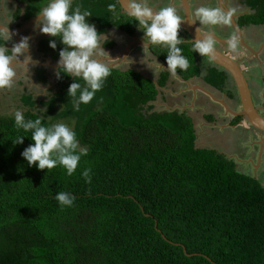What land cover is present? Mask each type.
I'll return each instance as SVG.
<instances>
[{
	"label": "trees",
	"instance_id": "obj_1",
	"mask_svg": "<svg viewBox=\"0 0 264 264\" xmlns=\"http://www.w3.org/2000/svg\"><path fill=\"white\" fill-rule=\"evenodd\" d=\"M14 1L24 5L25 21L48 2ZM244 3L248 11L238 18L239 26L264 25V0ZM75 5L91 11L87 19L104 35L113 28L131 37L137 31L117 0H74ZM21 12L18 7L13 20ZM50 39H40L37 50L58 60L63 45L52 49ZM105 42L104 48L114 46L110 39ZM193 45H178L190 62L187 71H176L183 80L202 71ZM149 50L166 66L156 82L134 69L109 65L102 89L79 111L67 96L73 79L63 74L56 76L51 98L21 96L26 120L73 121L87 155L72 176L60 166L29 167L21 152L33 143L31 133L14 145L23 133L14 116L0 115V264H264V186L239 172L232 158L196 147L195 128L185 112L153 110L158 87L171 71L166 46ZM211 64L204 81L224 90L228 75ZM36 68L40 82L48 83V68ZM240 120L234 117V123ZM86 168L92 170L91 183L81 175ZM60 191L75 196L71 207L62 208L53 198Z\"/></svg>",
	"mask_w": 264,
	"mask_h": 264
},
{
	"label": "clouds",
	"instance_id": "obj_2",
	"mask_svg": "<svg viewBox=\"0 0 264 264\" xmlns=\"http://www.w3.org/2000/svg\"><path fill=\"white\" fill-rule=\"evenodd\" d=\"M5 2V0H4ZM113 16H119L114 5H109ZM129 16L134 18L137 28L143 32V40L150 45H161L168 48L166 56L167 68L175 74L177 69L187 71L190 62L183 55V50L178 45L183 43V38L178 32L181 22L185 19L178 14L174 6L161 7L158 10L151 6L148 0H130ZM91 11L74 6V0H48L47 4L39 9L33 28L40 34L53 38L49 40V47L57 48V41L63 45L59 51L57 61V78L63 74L73 79L67 89V96L71 97L74 110L79 111L81 104L90 103L96 92L102 89L107 77L111 74L110 66L104 57L109 54L103 49L101 40L108 41V37L98 32L95 25L87 18L92 17ZM197 21L202 25L227 24L229 15L215 7H199L195 11ZM12 18L0 19V90L11 89L20 79V68L24 71V84L30 89L36 88V95L43 94L51 98L48 89L41 88L39 84H32L27 75L29 65L35 66L39 61H34L29 55L30 37L21 36L19 42L7 47L6 43L16 35L9 31ZM197 35L199 30L197 28ZM105 42V43H106ZM229 48L235 51L238 47V38L232 35L227 41ZM146 46V43H145ZM144 46V47H145ZM148 46V47H149ZM193 52L200 56H211L215 51V39L212 34L196 39ZM22 58V59H21ZM78 80H82L83 85ZM35 95V96H36ZM43 112V110H40ZM14 123L18 134L14 145L23 144L24 138L31 133L33 142L22 152V158L29 167L35 166L40 170H51L57 166L63 167L66 175L72 176L78 167L82 156L87 151L79 147L77 133L65 123L45 125L43 117L25 119L23 111L14 112ZM91 168H86L81 173L86 183H91ZM63 207H71L75 196L69 192L60 191L53 197Z\"/></svg>",
	"mask_w": 264,
	"mask_h": 264
},
{
	"label": "crops",
	"instance_id": "obj_3",
	"mask_svg": "<svg viewBox=\"0 0 264 264\" xmlns=\"http://www.w3.org/2000/svg\"><path fill=\"white\" fill-rule=\"evenodd\" d=\"M10 1L8 3L11 4L12 1L11 2ZM157 1L158 0H148V2L150 3L152 2L151 4H153L155 8L159 6ZM165 1H166V4L174 3L173 6L176 4L174 2L175 0H165ZM220 1L224 2V6L225 5L228 6L227 3L230 5V1L233 2L235 10L234 12L231 11L232 12L231 14L236 15L237 17L243 14L246 10H248V8L246 7V4L244 3V0H220ZM220 1H219V5L221 4ZM12 4H13L12 11L14 12V9L16 8L17 4L14 2H12ZM5 17L13 19V17L9 14L8 11L5 10V8L1 4L0 5V19H4ZM17 22L18 21L12 20V22L9 24V29L15 30L19 26ZM33 25L34 23L31 25V30L28 32V34H23L22 32H20L17 35V38L13 36L12 40L8 42L7 46L11 47L13 43L19 42L21 36L30 37V49H29L28 54L32 56L34 61H40V60L45 61V64L38 63L34 67H40V66L46 67V65L49 64L51 58L39 52L37 48H38V43L40 39L46 38L48 37V35L40 34L38 29L34 30ZM206 26L207 25H202L205 31L213 32L219 38L229 37L227 35L224 37H221L217 35L215 33V30L210 28V26H207L208 28L206 29ZM257 26L258 25H249L246 31H245V28L241 30L242 34L245 32L250 38L257 37L255 39H251L254 43H257V44H253V46L251 45L252 49L251 48L250 50L248 49L249 54H244L246 57L245 58L246 61L241 62L243 68L245 70L248 69L249 71L251 69L253 70V66L250 64L251 61L255 62V64L258 66L262 65L261 61H264V40L262 43H259V41L262 39L260 35L261 32L259 33L260 38H258L259 37L258 32L254 30V28ZM216 27L220 30V32L225 33V34H227L229 31L227 27L221 24H218ZM178 35L179 37H182L183 39L187 38L185 35H182L180 32H178ZM105 36H107L108 39L112 40L115 44L114 48L111 49V51L106 50V52L109 55H116L118 51H120L124 47L125 45L124 42H130L133 40L131 36L128 37L126 33L119 31V30L114 32L111 29L108 32V34ZM134 36L136 38L140 37L141 39H143V32L137 28L136 34ZM135 41L136 40H134V42ZM101 42L103 43L102 40ZM136 43H140V42H136ZM144 43L147 44V41ZM215 43L216 44L218 43L221 49H225L226 51H227L226 48L229 47L228 45L220 44L216 40H215ZM240 43L245 45L243 40H241ZM31 46H34V49H32ZM144 46H141L138 49L139 51L138 55L141 54L143 58L146 57V60L141 65L138 63L140 60V56L135 55V53L133 52L136 48H138L137 46L135 48L131 47V49L127 50L126 53L124 52L123 59H122V61L124 62L126 66L124 69H129V68L134 69L135 71L140 72L142 75L148 78H151L153 81L156 82L159 78V74L161 70L165 68L166 66L162 62H160V60H158L154 55L148 54L149 53L147 49L148 46L147 45L145 47ZM109 52H111V54ZM227 52L230 55H236V57L240 56V54L238 53L231 54L230 51H227ZM106 57L108 58V56ZM116 58H113V59H116ZM110 59L111 58H109L108 60ZM198 60H199L198 63L202 67V71L200 75L197 77H193L189 80H183L176 73L175 74H173L172 72L170 73L169 78L166 81L165 85L163 87H158L157 97L151 103L153 105V110H156V111L180 110L182 112H185L192 119V122L195 128L196 147L215 149L216 151L223 153L226 156L233 159L234 157H237L238 154L236 153V151L232 150V148L229 146L232 143V140L228 141L230 130H226L225 133H219L218 131L215 130V127L219 126V127H223L224 129L232 128L235 130L238 129L239 127H243L244 129L246 128L245 130H248L250 132L252 131L247 127V125H245L246 123L243 120H240L238 123H234V117L237 116L235 112L240 111V106H239V100L237 97L236 88L233 84L232 79L228 77V79L226 80V88L224 90H218L214 88L213 86L207 84L204 81V76L207 73V69L210 66H212L211 62L209 63L204 58V56H200L199 54H198ZM155 62H159L158 66H160V68H157L158 70L153 69L154 67L152 66V63L155 64ZM31 66L33 65H29V71L27 73L29 80L31 79V76H34V71L30 70ZM24 71L25 70L23 69V67H21L20 68L21 76H20V79H18L17 81L22 80L21 78L24 77ZM255 73L253 75L252 85L254 87H257L255 94L257 97V101H259L261 97L262 98L264 97L263 95L264 88L258 85L259 75ZM41 85H43V83ZM45 87L47 88L48 86H45ZM29 91L33 93V88ZM251 92H252V88H251ZM228 113H230V116L228 115ZM224 139L226 141H224Z\"/></svg>",
	"mask_w": 264,
	"mask_h": 264
},
{
	"label": "rangeland",
	"instance_id": "obj_4",
	"mask_svg": "<svg viewBox=\"0 0 264 264\" xmlns=\"http://www.w3.org/2000/svg\"><path fill=\"white\" fill-rule=\"evenodd\" d=\"M1 4L5 8V10L8 12L13 10L12 4L8 3L7 0H5V2H4V0L3 1L0 0V5ZM227 24H229V28H228L229 31L227 34L218 31L216 25H212L211 27L215 30V33L221 37H224L226 35L231 36V34L233 32H235V30H234V27L232 25V21L230 20V17H229V22ZM207 26H210V25H207ZM207 26H206V29L208 28ZM112 30L114 32L117 31L115 29H112ZM254 30L258 32V36H259V33L261 32L260 35H261L262 40H260L259 43H262L264 40V34H263L264 33V26L258 25L257 27L254 28ZM243 34H244L243 39L246 42V37L248 35L245 32ZM245 35H246V37H245ZM258 38H260V36ZM55 39H56L57 43H60L59 38H55ZM249 45L251 46V44H249ZM102 47H103V44H102ZM31 48L34 49V46H31ZM103 49L105 51L110 50L109 48H104V47H103ZM226 49H227V51H230L231 54L238 53V54H241L242 56H244V54H249V52L247 51L248 49L243 47V44L239 43V42H238V47L235 51L231 50L229 47H227ZM109 53L111 54V52H109ZM148 54H150V52ZM116 57L119 60H117V59H115L116 61L115 60H108L109 58H116ZM204 58L210 63V60L206 56H204ZM103 59H105L109 65H112V66L119 65V67L122 69H124L126 67L125 64L122 63L123 53H117L116 55H109L108 58L104 57ZM145 60H146V57L145 58L140 57V60L138 63L141 65ZM57 61L58 60H50L48 67H47L48 68L47 70H49V73L51 74V78L47 84L43 83V85L48 86L47 89H48L50 94H51V87H53L54 80L57 76L51 70L57 65ZM261 62H262V65L258 66L255 64V62L251 61L250 64L253 66V70L256 73L252 69L250 71L247 69L245 71V76L249 82L250 87L252 88V98H253L254 104L256 107L260 108V113L262 115H264V99H263L264 97L263 98L261 97V99L259 101H257V97L255 94L257 87H254L252 85V79H253V75L255 73V74L259 75L258 85L260 87L264 88V63H263L264 61H261ZM39 63L45 64V61L40 60ZM155 64H156V66H155ZM155 64L152 63V66L154 67L153 69L158 70L157 68H160V66H158L159 62H155ZM30 70L34 71V76H31V79L29 81L32 84L36 83V84L41 85L42 82H39L40 80H39V76H38V70H40V69H37L36 67L31 66ZM53 75H56V76L54 78H52ZM21 79L22 80H20V81H16V83L13 85V87L11 89L0 90V115H12V116H14L15 111L20 110V111L24 112L27 109V107L24 105V103L21 100V96L23 94H25L26 92L31 93L29 91L31 89L28 87L27 83L24 84V77H22ZM43 85H41L42 89L45 87ZM49 85H50V87H49ZM37 92H38V89L33 88V95L38 100H42V99L45 100L49 97V96H45L43 94L36 95ZM263 95H264V93H263ZM45 109H46V107H43V106L39 107V110L45 111ZM228 115L230 116V113H228ZM55 123H65V124H68L71 128L73 127V121L71 119L58 120ZM245 123H247V122L245 121ZM248 125L249 124L247 123V127L252 131L251 127ZM245 129L243 127H239L236 130L232 129V128L224 129L223 127H219V126L215 127V130L218 131L219 133H225L226 130H230V135H229L228 141L232 140V143L229 146L232 148V150L236 151V153L238 154L237 157L233 158V160L236 163V169L239 172H242L246 175L257 178L260 181V183L264 186V137H262L260 134H258L256 132L253 133V131L250 132V131L245 130ZM224 141H226V140L224 139Z\"/></svg>",
	"mask_w": 264,
	"mask_h": 264
},
{
	"label": "water",
	"instance_id": "obj_5",
	"mask_svg": "<svg viewBox=\"0 0 264 264\" xmlns=\"http://www.w3.org/2000/svg\"><path fill=\"white\" fill-rule=\"evenodd\" d=\"M117 1L121 7L122 12L129 15L128 10H129L130 0H117ZM182 1H183L184 9H185V14L183 15L185 19L180 24L179 32L182 35L189 36L190 39L188 42L194 43L196 39L202 38L203 36L208 35V34H212L216 41H218L221 44L228 45L227 41L230 38H219L213 32L202 30L199 24L194 19L191 18L187 0H182ZM225 13L229 15L233 26L237 30L236 36L238 40L240 41L243 40V38L240 35L241 33L240 28L238 24L235 22L236 15L231 14L228 9L225 10ZM36 19H37V16L25 22V24L22 25L21 27H18L15 30L9 29V31L10 32L15 31L16 35L14 36L17 38V35L25 28L31 27V25L35 22ZM197 28L199 30V35L201 37H198L197 35ZM132 38L136 41L134 42L133 40V41L128 42L127 47H125L123 51V54L124 52L126 53L127 50H129L132 47V45H134V43L136 42H140V44L143 46L145 45L143 39L136 38V37H132ZM146 45L149 46L148 44ZM244 46L247 47V49L249 50L251 48V46H248L246 44ZM206 57H208L213 64H215L216 66L226 71L228 77L232 79L233 84L237 91V97H238L239 106H240V111L235 112V114L241 116L242 120H245L252 128L257 130L259 133L262 134V136H264V116L260 113V108L256 107L254 104L251 88L245 76L242 63L240 62L241 59L238 57H235V55H230L225 49H221V47H217V46H215L214 54H212L211 56H206ZM110 60H114V59L111 58ZM55 67H56L55 69H57V65Z\"/></svg>",
	"mask_w": 264,
	"mask_h": 264
},
{
	"label": "flooded vegetation",
	"instance_id": "obj_6",
	"mask_svg": "<svg viewBox=\"0 0 264 264\" xmlns=\"http://www.w3.org/2000/svg\"><path fill=\"white\" fill-rule=\"evenodd\" d=\"M10 0H7V2H9ZM12 2H14V3H16L17 4V6H16V8L14 9V11L18 8V7H20L21 8V10H22V12H21V16H20V18L18 19V20H16V21H18L17 23H18V27H21L22 25H24L25 24V22H27V21H25V20H23V18H24V5L23 4H19L18 2H16V1H14V0H11ZM10 1V2H11ZM219 1L220 0H187V2H188V6H189V10H190V15H191V18L192 19H194L198 24H199V21H197V17L195 16V11H196V9H198L199 7H203V6H207V7H215V8H219V9H221L222 11H224L225 12V10L226 9H228L229 11H230V13H232V12H234V10H235V7H234V4H233V2H231L230 1V5L227 3V5L228 6H224V2L223 1H220L221 2V4L219 5ZM12 2H11V4H12ZM176 4L174 5V7H176L177 8V12H178V14L179 15H181L182 17H183V15L185 14V9H184V5H183V1L182 0H175L174 1ZM152 3V2H151ZM150 2H149V4L151 5V6H153L154 7V5L153 4H151ZM157 3L159 4V6L156 8L157 10L159 9V8H161V7H165V6H173V4L174 3H172V4H166V1L165 0H158L157 1ZM200 4V5H199ZM12 7H13V4H12ZM247 7V6H246ZM232 11V12H231ZM248 10H246L244 13H246ZM13 11H9V14L13 17ZM243 13V14H244ZM242 15V14H241ZM240 15V16H241ZM240 16H236L237 18H235V22L238 24V18L240 17ZM29 21V20H28ZM221 25H224L225 27H227V28H229V24H221ZM233 25V24H232ZM199 26L202 28V30H205V29H203V27H202V24H199ZM212 25H210V28H212L211 27ZM217 26V25H216ZM238 26H239V24H238ZM17 27V28H18ZM234 27V26H233ZM249 27V25H247V26H244V27H240L239 26V28H240V31L243 29V28H245V31L247 30V28ZM213 29V28H212ZM31 30V27H27V28H25L24 30H22L21 32H23V34H28V32ZM214 30V29H213ZM217 30L218 31H220L218 28H217ZM234 30H235V32H233L232 34H231V36L232 35H237V30L235 29V27H234ZM22 34V33H21ZM136 34V33H135ZM240 35H241V37L242 38H244V34L242 35V33H240ZM128 36V35H127ZM231 36H229V38H231ZM129 37V36H128ZM132 37H135V36H132ZM245 37H246V35H245ZM248 37V36H247ZM246 37V42L244 41V39H243V42H245V44L246 45H248V46H250L249 44H251L252 46H253V44H257V43H254L251 39H255V38H257V37H252V38H250V37H248L247 38ZM138 38H140V37H138ZM133 39V38H132ZM189 39L190 38H184L183 39V41H189ZM134 40V39H133ZM132 40V41H133ZM239 43L241 42L240 40L238 41ZM125 43V45H124V47L120 50V51H118V53H122L123 51H124V49H125V47H127V43L128 42H124ZM218 44V43H217ZM217 44L215 43V46H217ZM221 44V43H220ZM114 46H115V44H114ZM114 46L112 47V48H109L110 50L111 49H113L114 48ZM138 47V48H136L133 52L135 53V55H138L139 54V51H138V49H139V47H141L142 45L140 44V43H134V45H132V47ZM218 46H219V44H218ZM217 46V47H218ZM220 47V46H219ZM243 47H245L244 45H243ZM246 48V47H245ZM131 49V48H130ZM129 49V50H130ZM148 49V52H150V54H152L151 53V51L149 50V47L147 48ZM248 51V50H247ZM153 55V54H152ZM138 56H140L141 58L143 57V56H141V54L140 55H138ZM236 57V56H235ZM243 57V58H242ZM238 58H242V60L240 61V62H242V61H246V57H245V55L244 56H242L241 54H240V56L238 57ZM117 59V58H116ZM115 60V59H114ZM117 60H119V59H117ZM116 61V60H115ZM114 61V62H115ZM122 63H124L123 61H122ZM121 63V64H122ZM110 66H112V65H110ZM115 66H119V65H115ZM47 67V66H46ZM114 67V66H113ZM51 71H53L55 74L57 73V69H53V70H51ZM246 70L244 69V72H245ZM56 75H53V77L52 78H54ZM238 116V115H237ZM264 116V115H263ZM244 122H245V120H243ZM246 125H247V123H246ZM248 126H250V125H248ZM251 127V126H250ZM251 129H252V131L253 132H256V133H258V134H260L261 136H262V134L261 133H259L257 130H255L254 128H252L251 127ZM262 137H264V136H262Z\"/></svg>",
	"mask_w": 264,
	"mask_h": 264
}]
</instances>
